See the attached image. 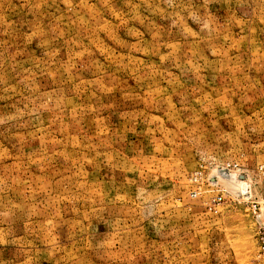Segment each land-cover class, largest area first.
I'll list each match as a JSON object with an SVG mask.
<instances>
[{
    "label": "rangeland",
    "instance_id": "1",
    "mask_svg": "<svg viewBox=\"0 0 264 264\" xmlns=\"http://www.w3.org/2000/svg\"><path fill=\"white\" fill-rule=\"evenodd\" d=\"M260 165L264 0H0V264H264Z\"/></svg>",
    "mask_w": 264,
    "mask_h": 264
},
{
    "label": "built area",
    "instance_id": "2",
    "mask_svg": "<svg viewBox=\"0 0 264 264\" xmlns=\"http://www.w3.org/2000/svg\"><path fill=\"white\" fill-rule=\"evenodd\" d=\"M258 172L261 176H264V165H260L258 167ZM238 178V179H237ZM197 187L201 188L204 183L203 177L200 176L198 179ZM239 180V175H234L229 167H223L219 170H215V174L209 176L206 181L209 182L210 188H212V192H215L213 196L210 197L209 202L207 203V207L209 211L217 212V208L223 203L225 199V195L227 194L228 188L221 181H227L231 185H233L240 195H247L246 184L243 181ZM249 198V197H248ZM253 209L256 208V204H253ZM256 242H257V258L264 263V224L259 226L256 232Z\"/></svg>",
    "mask_w": 264,
    "mask_h": 264
}]
</instances>
